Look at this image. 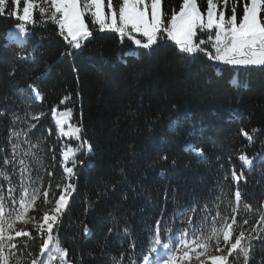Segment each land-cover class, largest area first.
<instances>
[{
  "label": "trees",
  "instance_id": "trees-1",
  "mask_svg": "<svg viewBox=\"0 0 264 264\" xmlns=\"http://www.w3.org/2000/svg\"><path fill=\"white\" fill-rule=\"evenodd\" d=\"M198 2L204 10L206 0ZM181 3L164 0V7L170 12L178 10ZM22 7L23 0L21 14ZM18 23L7 14L0 15V112L4 113L0 116V148L9 150L7 137L13 110L23 115L25 105L31 103V110L43 112L38 127L44 128L43 135L47 136V129L54 128L51 108L69 92L72 100L60 108L73 107V121L82 118L85 135L93 146L90 154H80L84 163L76 167L77 192L60 226V240L70 253L78 249L85 256V264H108L107 254L127 250L129 240L135 239L139 264L138 254L148 244V226L159 218L161 208L168 215L194 203L202 207L219 191L218 180L227 202L231 181H222V174L230 172L233 165L240 170L238 150L252 155L264 142V131L257 134L251 146L240 134L242 128L264 130V69L238 70L203 55L186 57L171 41L152 50L135 49L128 40L121 43L116 33L95 30L83 49L62 56L69 49L53 25L28 26L29 34L23 35L18 32ZM33 48H37L34 58ZM133 49L138 55H128ZM12 66L16 67V75L9 77ZM49 68L46 78L38 80ZM33 82L43 93V102L29 100L32 92L28 86ZM19 89L26 91L21 95ZM178 117L180 123L170 127ZM193 131L195 135L189 136ZM55 141L53 133L48 143ZM61 142L75 146L67 137ZM189 143L203 149V155L185 151ZM162 154L169 157L168 162L156 163ZM121 168L126 179L120 175ZM55 173L57 177L62 173L58 162ZM262 173L264 162H254L251 171L244 172L247 183L241 181V185L250 202L264 200ZM47 180L45 177V184ZM113 184L114 191L98 196L106 185ZM124 193L127 200L122 199ZM88 204L93 206L85 215ZM117 205H121L120 225L128 224L132 236L118 229L120 235L114 232L108 237L106 255H101L98 245L103 242L112 222L110 214ZM85 224L91 230L88 238L82 233ZM31 243L30 251L36 253L39 242ZM255 243V259L250 264H261L264 250L259 241ZM88 252L93 255L88 257Z\"/></svg>",
  "mask_w": 264,
  "mask_h": 264
},
{
  "label": "snow or ice",
  "instance_id": "snow-or-ice-1",
  "mask_svg": "<svg viewBox=\"0 0 264 264\" xmlns=\"http://www.w3.org/2000/svg\"><path fill=\"white\" fill-rule=\"evenodd\" d=\"M9 4L10 0H0V15L15 18L20 34L28 35V26L53 25L56 35L69 49L62 56L83 49L95 30L116 33L121 43L128 40L135 49L152 50L160 43L171 41L186 57L203 55L238 70L264 69V0H206L204 10L198 0H182L178 10L173 8L170 12L165 10L164 0H117V3L114 0H23L22 14V0H11V7ZM135 49L128 55H138ZM31 51L34 58L37 48ZM49 72L50 68L37 79L46 78ZM7 75L14 77L16 67H10ZM28 87L32 92L30 101H44L35 82ZM18 91L23 95L26 90ZM72 95L67 93L51 108L54 128L47 129V136L43 135L45 129L38 127L44 113L31 110V103L25 105L23 115L16 110L11 113L9 150L0 148V181H3L0 183V264H85V256L78 249L70 253L59 237L60 226L77 192L76 167L84 163L79 159L80 154L87 155L93 150L82 118L73 121L72 106L60 108L72 100ZM179 123L178 117L170 122V127ZM262 131L256 127L242 128L240 134L247 140V146H251ZM53 133L56 141L48 143ZM63 137L73 140L75 146L62 143ZM185 151L203 155V149L191 143L185 146ZM237 159L240 170L233 165L221 177L222 181H231L227 202L223 184L218 180L219 191L202 207L194 203L168 215L161 208L159 218L148 226V244L138 254L139 264H250L255 259L256 241L264 250V200L248 201L241 185V181L247 183L245 170L250 172L254 162H264V142L260 151L252 155L238 150ZM168 160L162 154L156 163ZM57 162L62 168L58 177ZM171 163L174 165L175 160ZM119 171L126 179L125 170ZM159 174L163 176L164 171ZM115 187V184L106 185L98 196H107ZM175 198L173 191L172 200ZM122 199H128L127 193ZM168 200L165 189L164 203ZM92 206L88 204L85 215ZM120 207L117 205L110 214L111 225L98 245L101 255H106L108 237L114 232L120 235L118 229L125 236H132L128 224L120 225ZM82 233L84 238L91 235L86 224ZM33 241L39 242L36 253L30 251ZM136 247L135 239L129 240L127 250L107 254L108 264H138ZM92 255L87 253L88 257Z\"/></svg>",
  "mask_w": 264,
  "mask_h": 264
}]
</instances>
